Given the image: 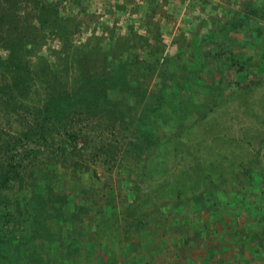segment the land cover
Segmentation results:
<instances>
[{"label":"rangeland","instance_id":"obj_1","mask_svg":"<svg viewBox=\"0 0 264 264\" xmlns=\"http://www.w3.org/2000/svg\"><path fill=\"white\" fill-rule=\"evenodd\" d=\"M230 50L244 71L220 57ZM203 66L208 86L181 105L173 79ZM119 67L124 94L110 96L121 112H78L61 131L49 125L47 141L33 130L54 81L73 92L84 73ZM0 91V160L13 157L5 211L61 210L45 248L75 238L84 253L112 248L107 264H264V0H0ZM154 109L164 116L146 131ZM161 213L185 218L178 247L168 223L162 241L157 227H142L166 220ZM211 230L199 251L195 238ZM53 255L52 264L71 263Z\"/></svg>","mask_w":264,"mask_h":264},{"label":"trees","instance_id":"obj_2","mask_svg":"<svg viewBox=\"0 0 264 264\" xmlns=\"http://www.w3.org/2000/svg\"><path fill=\"white\" fill-rule=\"evenodd\" d=\"M49 20H50L49 18H45L44 20H41V22L47 23ZM233 50H230V52H225L220 54V57L223 56L224 60L230 61L234 66H239L238 69L242 72V70L244 71L246 69L245 63H240L238 60L235 59ZM120 70L121 69L119 67V68H108L105 69L104 71H100L99 73H94V72H90L86 74L84 73V79L80 82L79 89L73 92H68L67 87L64 88V85H62L61 83L56 87V82L54 81L53 84H51L50 91L47 92L45 95V98L43 100L44 104L42 106V111H40L37 115L38 118L36 120V125L34 126L33 130L34 131L38 130L39 135L42 136V138H44L47 141V138L45 136L47 134L46 128L49 125L56 124L57 128L61 131L62 130L61 128L67 122L71 123L72 121L71 118L75 117L78 112L86 111L87 113H91L94 108H100V109L104 108L111 112H121L118 106L123 107V102H119V101L114 102V100L110 96L111 90H114V92L118 91L119 95L124 94L123 85L125 83V77L121 76L122 73ZM183 70H184V74L178 76L177 78H174L173 79L174 83H172L173 85L172 88H176L179 90L182 89L181 93H179V97H180L179 100L181 102L183 101L181 105L185 104V100H184L186 98L185 96H190L189 98L193 99V97L191 96L193 92L197 93L200 96L201 93L200 90L208 86L204 78L205 74H203L205 73L204 66L199 71V74H201L200 76H197L196 74L194 75L193 73H196V71L191 67L189 68L183 67ZM19 74L21 73H15V76L12 77L14 86L17 88L21 87V84H19V82L23 81L22 78L24 77ZM130 96L134 98L136 96V91L131 92ZM178 104H180L179 101ZM159 107L160 109L163 108L162 105H159ZM179 109H181L180 106ZM155 114L160 115L162 117L164 116L162 113L161 114L156 113L155 109L151 111L149 117H144L143 120L146 131L152 130L151 123H154V119H155L152 117V115ZM122 115L123 113H119L118 117H122ZM167 119L168 117L165 116L164 121ZM24 136L25 137L20 139V141H22L23 144L31 139L33 133L26 134ZM62 144L67 147V143H65L64 141L62 142ZM62 148L63 147H60V149ZM112 149L111 146L109 145L107 146V150L105 149L104 151H106L105 152L106 154L110 155ZM12 161H13L12 156H10V159L7 160L5 159L2 161L0 160V163L2 164L0 167V264H52L51 262L56 248L58 250L59 249L61 250V256H64L69 261H71V263L69 264H107L103 256L106 255L107 253L114 251L112 250V248H108V250H106L104 253L103 250L100 249L101 248L100 246L102 245L101 243L94 244L93 247L90 246L88 249L85 250V253L83 252V249L80 248L79 244L76 243L75 238H72V240L70 239L71 241L74 242L63 244V248L62 245L59 244L58 245L52 244L50 246H46L45 248V242L47 241V239L44 238V234L47 232L46 229L48 223L51 221V219L58 216L61 210L57 208L47 210V208L44 205H42L41 209L39 210L40 208L39 205H36L35 211L29 215L26 214L21 209L18 210V212L20 213L19 216H15V214L11 216V213L9 211H5V207H4L5 190L7 189V186L11 183ZM39 199L38 201H41ZM181 206L182 205H179L177 209L181 208ZM180 212L182 213V211ZM56 213L58 214L54 215ZM172 214L161 213V215L166 216V220L165 219H159L158 221L151 220V222L148 221L147 223L142 225V227L144 228L157 227L156 234L158 235V241H162V239L165 238V235H162V233L158 231L161 230L163 223L164 224L168 223L166 224L168 226L167 230L169 231L170 234H172V238L167 236L166 237L170 239L171 245L178 247V242L180 239L183 238L184 232L188 228L187 226L188 224L186 225L184 222H182V220L185 218L181 217L179 214L176 215L177 225L175 223L172 224V222L169 220ZM193 214L194 215L191 216L190 219H192L193 221L196 218L197 220L198 210ZM167 215H169L168 216L169 218L167 217ZM42 216L48 217L47 221H45L46 219ZM159 217L160 216L157 215V218ZM179 221L180 223L178 224L177 222ZM190 223L192 225V222ZM193 225L196 224L194 223ZM129 227L130 230L127 231L126 229H123V227H121V229L126 231V238L135 236L134 234L136 232L137 224L131 225ZM82 228H83V223H81L77 227V230L75 232V234L78 237L82 236L83 233ZM86 233L87 231L85 232L84 230V235H86ZM121 233L123 235L122 231ZM156 234H154V236H156ZM211 235H215V232L213 230L209 231L206 234V236L201 237V239L195 238V240L198 242L197 249L199 251H206L205 248L207 246L206 244L208 242V237ZM144 236L145 234L143 235V238ZM188 236H189V242H193L192 236L190 235ZM37 239H40L39 243H35ZM168 247H161V249H163V253L160 248H156L155 250L156 252H160L161 254H168L170 253V249ZM132 248L133 246L127 247L124 253L126 254L131 253ZM155 250L152 249L149 252L147 251V253L157 255L156 253H154ZM218 250L219 249H217V247L215 246L213 249V251L215 252L214 254L218 253ZM186 253H190L189 249L186 251ZM46 258H48V260ZM176 260L177 259H174L173 261L175 262V264H191V262L178 263L176 262ZM158 264H170V262L167 261V259L166 260L162 259Z\"/></svg>","mask_w":264,"mask_h":264}]
</instances>
